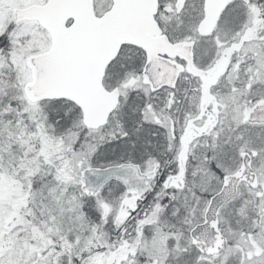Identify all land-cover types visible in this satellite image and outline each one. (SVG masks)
<instances>
[{
  "label": "snow or ice",
  "instance_id": "6c2138e0",
  "mask_svg": "<svg viewBox=\"0 0 264 264\" xmlns=\"http://www.w3.org/2000/svg\"><path fill=\"white\" fill-rule=\"evenodd\" d=\"M0 264H264V0H0Z\"/></svg>",
  "mask_w": 264,
  "mask_h": 264
}]
</instances>
